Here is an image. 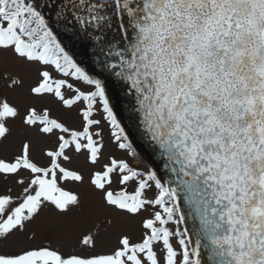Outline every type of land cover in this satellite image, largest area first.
<instances>
[{
  "label": "snow or ice",
  "instance_id": "obj_1",
  "mask_svg": "<svg viewBox=\"0 0 264 264\" xmlns=\"http://www.w3.org/2000/svg\"><path fill=\"white\" fill-rule=\"evenodd\" d=\"M23 70L50 103L22 112L0 95V147L16 122L41 141L0 158L19 188L0 192V264H264V0H0V81L22 89ZM106 125L150 165L105 157ZM85 183L124 222L139 217V237L96 252L106 217L68 250L45 243L33 225L47 214L66 233Z\"/></svg>",
  "mask_w": 264,
  "mask_h": 264
},
{
  "label": "rangeland",
  "instance_id": "obj_2",
  "mask_svg": "<svg viewBox=\"0 0 264 264\" xmlns=\"http://www.w3.org/2000/svg\"><path fill=\"white\" fill-rule=\"evenodd\" d=\"M4 67H6L9 72L20 71L17 65L11 61L6 63ZM20 74L24 79V87L16 91H11L7 89L4 82L0 81V95L8 96L10 101L16 103L22 112L29 104H36L37 106L49 104L50 101L48 100L40 101L33 99L28 95V88L34 83L36 79L35 73L30 70H23L20 72ZM111 130L112 129L109 126H105V157L108 155H116L119 158L128 159L133 166L145 168V166L139 160L132 159L127 153L118 150L115 145L110 142L109 135ZM25 137L32 138L34 143H41V141H39L33 132L25 130L19 126V122H16L12 137L9 138L3 147H0V158L10 159L12 156H14L18 152L21 141ZM103 162L104 161H101V163ZM70 166L83 170L86 178L91 168V166L84 163L83 158L75 160ZM97 167H99V165H97ZM9 187L13 188L14 194L19 192V188L12 181L0 180V192H5ZM76 190L81 193L82 199L84 200V206L83 210L74 217L72 227L66 233L63 235L55 233L50 227L51 218L48 217L47 214L45 217H42L36 225H33V227L37 228L42 236L47 237L45 243H51L53 247H61L64 250H68L70 245H74L76 243V240L81 233L87 231L89 228H92L93 231H96V228L93 226L103 225L106 217L111 218L113 220V224L102 229L103 235L101 237V242L95 250L96 252L99 253L110 251L115 246L116 237L121 231L130 232L134 238L139 237L141 231L139 217L134 220L124 222L122 217L117 215L113 210L105 208L100 203L99 194L93 192L87 183L82 186H76ZM38 242L39 241H37V243ZM71 250L78 251V249L75 248H71Z\"/></svg>",
  "mask_w": 264,
  "mask_h": 264
},
{
  "label": "water",
  "instance_id": "obj_3",
  "mask_svg": "<svg viewBox=\"0 0 264 264\" xmlns=\"http://www.w3.org/2000/svg\"><path fill=\"white\" fill-rule=\"evenodd\" d=\"M55 27V25H54ZM75 56V58H77L78 60H85L83 55L79 54V49L73 50V52L71 53ZM86 69L89 67L88 62L85 60V62L83 63V65ZM109 102L110 105L113 107L114 112L117 113L118 119L121 121L122 126L126 127V131H128L127 129V121L124 119V108L126 105V102L123 98V96L121 94H118V92L116 90H109ZM130 139H134V137H130ZM139 142L136 141L134 143V147H136V150L138 153H140L141 155V159H139V161L144 165H150V161L147 159V157L143 154V151L140 147H138ZM194 226V222L192 219H188L187 222L183 225H181V229L187 227L189 230H191Z\"/></svg>",
  "mask_w": 264,
  "mask_h": 264
}]
</instances>
